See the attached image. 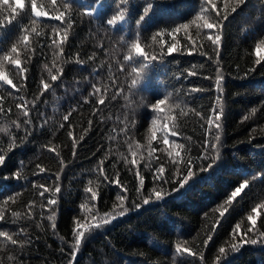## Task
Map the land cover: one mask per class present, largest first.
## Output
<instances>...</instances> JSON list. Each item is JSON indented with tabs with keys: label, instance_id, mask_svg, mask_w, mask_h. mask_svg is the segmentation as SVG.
I'll return each instance as SVG.
<instances>
[{
	"label": "trees",
	"instance_id": "trees-1",
	"mask_svg": "<svg viewBox=\"0 0 264 264\" xmlns=\"http://www.w3.org/2000/svg\"><path fill=\"white\" fill-rule=\"evenodd\" d=\"M23 2L25 9H17L11 16L8 5H0V55L17 41L23 48L22 35L28 34L24 29L30 31L35 27L39 30V36L30 34V62L21 57L22 65L28 69V80L21 95L29 102L36 97L40 99L36 101L38 107L31 111L34 131L25 137L23 130L17 131L11 124L22 115L15 109L14 96L9 94L15 93V89L0 82L3 106L5 109L12 107L9 117L0 114V155L5 156L0 165V211L5 213V220L0 221V231L12 233L23 227L31 243L21 250L0 238V264H12L9 255L16 257L15 264H68L73 259L69 243H74L72 230L77 221L95 223L86 216V209L80 207L90 202L92 193L86 192V188L97 193V200L91 204L95 205L94 211L99 210V216L113 211V205L119 203L118 192L127 197L125 206L129 211L102 229L84 228L85 239L73 264H174L175 245L184 241L196 255L185 254L181 264H202L200 253L205 257L203 264H264V208L252 212L257 204L264 205V180L260 179L264 174V67L255 63L257 59L264 63V0H245L235 12L232 8L238 0H215L221 17L229 14L219 57L206 37L202 41L197 35L196 23H191L187 30L180 29L168 35L178 25L195 20L201 0H107L104 9L97 10L95 20L75 7H89L93 0H71L74 26L67 33L62 52L51 40L52 26L61 22L40 18L44 22L38 20L33 25L32 0ZM36 2L50 7V0ZM64 2L59 0L61 6ZM148 4L154 5L153 10L137 29L136 20ZM121 5L126 20L116 26L115 33L98 27ZM12 6L15 7L14 0ZM9 19L12 20L10 25ZM157 32L163 35L157 37ZM138 35V42L149 57L159 54L160 40H164L165 59L146 63L141 82L129 88L131 80L124 83L126 74H119L117 60L124 62L128 46ZM172 43L176 44L177 50L168 55L167 46ZM201 43L205 44L203 49L199 48ZM190 49L192 54L188 55ZM200 51L207 54L201 56ZM217 60L222 69L220 95L224 109L220 133L222 146L213 169L210 172L196 169L195 182L182 196L173 194L160 202L153 197L152 202L144 205L136 193V170L139 167L144 176L143 193L147 197L154 187L152 173L144 167L148 163L151 130L156 132V140L152 141L157 147L154 155L166 153L174 143L189 146L192 157L202 151L203 135L195 113L210 114L216 102L217 64L213 61ZM136 62L143 63L139 57ZM250 68L253 70L249 71ZM3 70L5 74L11 72L14 83H19L14 66L5 62ZM49 70L57 75L56 81L50 79ZM189 72L196 74L189 76ZM113 78L119 79L121 88L111 87ZM42 79L50 84L47 91L40 84ZM93 84L109 86L104 104L99 103V94L90 95ZM196 88L205 91H192ZM158 98L165 99L163 107L170 117L168 123L178 132L175 137L169 133L171 143L167 145L163 143L159 127L162 114L152 108ZM85 99L89 103L85 104ZM185 112L187 116L182 114ZM65 115H69L68 121L63 120ZM61 123L65 124L63 129ZM69 132H73V136H69ZM11 136L17 137L15 145L10 142ZM73 140L77 141L75 149ZM129 142L143 149H135L136 165H131L133 157ZM49 148L53 151L49 152ZM180 151L184 155L183 150ZM216 155L209 152L210 159L205 162V167L213 163L212 158ZM101 160L109 179L97 170ZM36 164L46 169L41 176L34 175L38 171ZM57 174L61 177L59 193L53 186ZM176 175V169H169L170 181ZM49 176L52 179H46ZM245 179L249 180V187L237 197H231L232 191ZM117 180L122 187L117 186ZM33 183L45 184L51 189L43 200L39 195L43 189L34 190ZM155 186L159 187L158 184ZM172 187L179 186L164 185L168 191ZM17 192L20 195L15 197L16 203L5 205V199ZM49 197L57 201L51 210L47 206ZM33 201V219L12 216L13 211L25 214L27 205ZM41 203L45 205L43 213ZM135 204L141 207L137 209ZM221 212L225 213L223 219ZM249 215L256 217L254 233H249V237L257 239L258 243L244 244L233 251L231 246L238 243L241 229L247 231L253 227ZM49 216L53 219L49 220ZM216 225L219 226L213 240L205 246L203 241L213 234ZM220 247L226 249V255L218 262L216 257L220 255Z\"/></svg>",
	"mask_w": 264,
	"mask_h": 264
},
{
	"label": "snow or ice",
	"instance_id": "snow-or-ice-1",
	"mask_svg": "<svg viewBox=\"0 0 264 264\" xmlns=\"http://www.w3.org/2000/svg\"><path fill=\"white\" fill-rule=\"evenodd\" d=\"M15 7L12 6V0H0V5H8V8L11 10L10 16L12 13H15L17 9H25V4L23 0H14ZM107 0H93V4L89 7H80L75 5V7L80 8L83 10L82 14L88 17H91L93 20H95L96 12L97 10L104 9L106 5ZM245 0H238V3L236 6L232 8V12H235L237 10V7L244 4ZM74 4L71 3V0H65V2L62 4L59 3V0H50V7L48 4H37L36 0H32L31 4V13L32 16L35 18L32 20V24L35 25L38 20L39 22L43 23L44 20H40V18H45L46 20L50 21H60L61 23L58 25L52 26V32L53 35L51 37L52 43L56 45V47L60 50V52L63 51L64 42L67 37V33L70 29L74 26V19L71 14V9L73 8ZM154 5L148 4L147 7L144 8V12L142 15H139L138 19L136 20L137 29L141 25V23L145 20V18L149 15V13L153 10ZM122 8L121 6H118L115 14H112L110 17L107 16L103 25H98V27L104 28L105 32L111 31L115 33V28L120 23L124 22L126 20V13L123 10H120ZM199 13H197L194 21H189V23H182L172 29L171 32L168 33V35H173L174 33H177L180 31V29L187 30L191 23H196V29H197V35L201 37V40L203 41L206 37V41L210 42L212 45L213 51L216 53V55L219 57L220 55V49L223 45V34L224 29L226 27V21L229 19V14L223 15L221 17V12L218 4L215 3V0H201V3L199 5ZM213 12H215V15H213ZM12 23V20H8V24L10 25ZM206 30V31H203ZM215 30V31H213ZM25 33L22 35V41H23V48L20 47V42L17 41L16 43H13L7 51H3V54L0 55V82H3L4 85L9 86L10 88L15 89V93H9L10 95L14 96V99L16 101L15 103V109L19 110V112L22 114L21 116H18L17 119L12 120L11 124L14 125L15 129L17 131L23 130L25 133V137L31 134L32 131H34V127L32 125V118H31V111L34 110L36 107H38L36 101L40 99V97L34 98L32 102H29L25 99L24 95H21V93L24 91L26 82L28 80V69L27 67L22 65L21 57H26L29 59L30 62V56H29V48H30V34L35 33L37 36L40 35V32L37 28L33 27L29 31L28 29H24ZM64 33L61 35V33ZM139 33V31H137ZM163 33L157 32L156 36L160 37ZM57 36L60 37V42L57 43ZM175 39V37H174ZM139 35L137 36V40L133 42L131 45L128 46V52L123 56V61L120 62L117 60V63L120 64L119 67V74L125 75V81L124 83H127V81L130 79L131 84L129 85V88L137 86L141 80L144 73V69L146 67V63L151 62H157V60L162 61L165 59V44L164 40H160V49L159 54H153L149 57V55L141 48L140 43L138 42ZM103 47V45H101ZM205 47L204 43H201L199 45L200 49H203ZM177 50V46L175 43H172L167 46V54L171 55L174 51ZM257 51H259V45H257ZM135 53V55H133ZM192 54V49L188 51V55ZM207 53L205 51H200V55H206ZM54 55L58 59H62L60 57L59 53L54 52ZM141 58L143 63H137L136 59ZM91 60L92 57H89ZM209 60H211V56H209ZM7 62L8 65L14 66V71L16 75L19 77V83H14L11 72L8 74H5L3 70V66ZM213 63L217 64L216 67V80H215V87H216V102L213 104L210 114L204 115L200 111H197L195 113V116L198 117L200 122V128L202 130L203 140L200 143V148L202 151L200 154L196 157H192L189 153L191 152V148L187 146L184 143H174L172 148L168 149L166 153L162 155H154V153L157 152V147L155 145H152V141L156 140V132L155 130L152 131V135L149 138V157H148V163L144 165L145 168L148 169L149 172L152 173V179L154 187L149 191L147 197L144 196L143 188L145 186V179L143 174L141 173L139 167H137L136 170V178L138 181V186L136 187V193L139 198L143 200V204L147 205L150 202H152V198H155L156 202H160L165 200L167 196H172L173 194L176 197L182 196L184 192L189 190L192 187V184L195 182V178L197 177L198 173L196 169H199V172H210L215 163V159L219 157L220 154V148L222 146V138H221V130H222V119H223V109L224 105L221 102V92H222V81L223 76L221 75V67L219 66V61H213ZM256 64L260 65L261 67H264V63L260 59H257ZM253 69L250 68L249 71H252ZM59 71V69L57 70ZM195 72H189L188 75L192 76L195 75ZM183 74L181 73V76ZM49 76L52 81L57 80V75L53 74L51 70H49ZM179 79V77H178ZM205 79H210L209 77H205ZM40 84L43 88V90L47 91L50 88V84L45 82L43 79L40 81ZM111 87L114 88H121V82L118 78H113L111 81ZM109 90L108 85H102L100 87H97L95 84H93V92L90 93V95H97V99L100 104H104L105 100L104 97L107 95ZM5 91H8L6 88ZM194 92H201L205 91L204 89L196 88L193 89ZM165 99H156V102L152 105V108L157 112L162 114L161 115V123H160V130L162 132V139L163 143L165 145L171 143L169 139V133L172 137H175L178 135L177 129L173 126H170L168 123V120L170 117L165 113L164 105H165ZM85 104L89 103L88 99H85ZM179 107V105H177ZM12 113V107L9 106L7 109L4 108L2 98H0V114L4 115L5 117H9V114ZM183 115L187 116L188 113H182ZM64 121L69 120V115H65L63 117ZM153 125L156 124V121H152ZM92 124V121H89V125ZM206 125V127H205ZM65 127V124L61 123L60 128L63 129ZM69 136H73V132L68 133ZM16 136H11L10 142L15 145L16 143ZM81 140L83 137L80 138ZM189 143L191 142V137L188 138ZM73 149L77 146V141H72ZM135 149H139L140 151H143V149L140 148L139 145L133 146L129 142V151L132 154V161L131 165H136L137 160L135 159L137 156V151ZM183 150L184 155L181 154V151ZM53 149L49 148V152H52ZM215 152L217 155L213 159V163H208L205 167V162L210 159L209 152ZM59 155V153H57ZM5 161V156L0 155V165H2ZM125 163L127 164V160L125 159ZM131 165H129V171L132 170ZM61 166H63V162L61 161ZM37 172L34 173V175L41 176V174H44L46 172V169L41 167L40 164H36ZM169 169H176L177 175L170 181L168 178V171ZM98 172L104 176L105 179H109L107 176V173L105 169L103 168V160L100 161V165L98 166ZM186 173V174H185ZM119 174L117 173V176ZM20 177H17L19 179ZM42 179H45V177H41ZM27 179V178H25ZM46 179H52L50 176L46 177ZM61 177L59 174L56 175L55 180L53 181V186L55 187V192L59 193L61 188L59 185ZM255 179V178H254ZM261 180H264V174L260 177ZM91 183V181H89ZM118 187H122L120 185L119 180L115 182ZM159 185V187H156L155 185ZM167 184H173L178 185L179 187H172L171 191H168L164 188V185ZM250 182L249 180L245 179L243 183H240L238 187L235 188L234 191L231 193V197H237L239 194L242 193L243 190H245L247 187H249ZM33 189H43V191L39 192V195L41 197V200L44 199L45 193H49L51 189L45 184H36L33 183ZM183 190V191H182ZM86 192H91L92 195L90 197V202L86 206L85 204H81L80 207L82 209H86V216L90 218L92 221H95V223H86L81 224L80 221H77V226L74 228L73 231V241L74 243H69L70 248V255L73 257V259L76 257L78 250L80 249L82 245V241L85 239V232L83 231L84 228H88L89 230H98L104 228L106 225L111 223L113 220H115L118 217L124 216L128 211V207L125 206V201L127 197L120 192L117 193L116 199L119 202L118 204L113 205V211L109 213H105L103 216L98 215V209L95 211L93 210L95 208V205L91 204V201L97 200V193L93 192L92 189L86 188ZM20 193H14V195H9L4 203L7 205L9 202H12L13 204L16 203L15 197L19 196ZM54 196V193H53ZM57 203L55 198L49 197L47 199V206L49 210H51V206L55 205ZM137 209L141 207L140 204L134 205ZM35 208V202H31L27 205V212L25 214H21L19 212H12V216L14 218H27L28 220L33 219L35 216L34 212ZM45 208V205L41 203L40 209L41 213H43V210ZM264 208V205L257 204L256 207L252 208V212L256 213L258 209ZM221 219L224 218L225 213L221 212ZM49 220L53 219V216L48 217ZM249 221H251L253 227H249L247 231H244L241 229L240 232V238L238 243L232 244L231 248L233 251L238 250L239 247H242L244 244H252L256 245L258 243L257 239H253L249 237V233H254V228L256 225V217L249 215L248 217ZM5 220V213L3 211H0V221ZM16 221L13 220V223ZM219 225L214 226L213 228V234L208 235V238L203 241L205 246H208L210 241L213 240V235L218 228ZM240 226L238 225L237 228ZM53 230H55L56 225L53 223L52 225ZM235 229L233 230L235 234ZM0 238H3V241L6 244H10L12 246H19L21 250H23L25 244H30L31 239L27 236V233L23 227H21L17 232L10 233L9 231H0ZM61 239H63L61 237ZM63 251V249H61ZM219 253L216 257L217 261L219 262L222 255H226V249L224 247L219 248ZM187 254L188 256H195L196 253H194L189 247L188 242L184 241L183 243H177L175 245L174 249V256L173 261L174 264H181L182 258L184 255ZM73 259H70L68 261V264H73ZM205 257L203 253H200V260L203 264ZM8 260L12 262V264H15L16 257L13 255L8 256Z\"/></svg>",
	"mask_w": 264,
	"mask_h": 264
}]
</instances>
